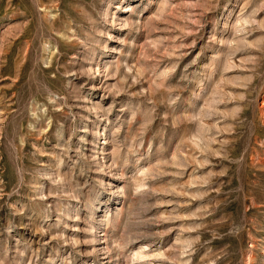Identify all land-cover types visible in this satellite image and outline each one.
Here are the masks:
<instances>
[{
    "label": "rangeland",
    "instance_id": "rangeland-1",
    "mask_svg": "<svg viewBox=\"0 0 264 264\" xmlns=\"http://www.w3.org/2000/svg\"><path fill=\"white\" fill-rule=\"evenodd\" d=\"M0 264H264V0H0Z\"/></svg>",
    "mask_w": 264,
    "mask_h": 264
}]
</instances>
